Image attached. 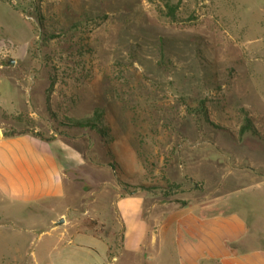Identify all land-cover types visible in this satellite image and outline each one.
Returning <instances> with one entry per match:
<instances>
[{
  "label": "rangeland",
  "instance_id": "1",
  "mask_svg": "<svg viewBox=\"0 0 264 264\" xmlns=\"http://www.w3.org/2000/svg\"><path fill=\"white\" fill-rule=\"evenodd\" d=\"M0 65L2 133L62 138L83 157L54 210L141 191L225 204L251 183L231 174L264 178V141L239 133L264 136V0H0ZM0 206V247L49 264L46 227Z\"/></svg>",
  "mask_w": 264,
  "mask_h": 264
},
{
  "label": "crops",
  "instance_id": "2",
  "mask_svg": "<svg viewBox=\"0 0 264 264\" xmlns=\"http://www.w3.org/2000/svg\"><path fill=\"white\" fill-rule=\"evenodd\" d=\"M3 83L8 85L0 80V99ZM7 111L13 115L15 108ZM0 133V205L29 209L33 214L28 225L46 227L50 245L44 258L49 264H264V178L230 173L232 184L243 179L251 183H243L225 204L219 198L212 204L159 203L141 191L108 194L106 204L90 210L80 206L83 198L78 207L54 210L52 204L72 185L68 171L83 167L81 153L62 138L30 132L7 136L1 128ZM42 211L53 213L42 220ZM96 226L112 229L104 235ZM114 238H119V251L108 259ZM6 249L0 247V264H16L19 249H13L12 256Z\"/></svg>",
  "mask_w": 264,
  "mask_h": 264
},
{
  "label": "trees",
  "instance_id": "3",
  "mask_svg": "<svg viewBox=\"0 0 264 264\" xmlns=\"http://www.w3.org/2000/svg\"><path fill=\"white\" fill-rule=\"evenodd\" d=\"M14 10H16V8H14ZM46 103L48 104V97H46ZM208 122V120H206ZM210 125H212L213 127H217L214 124H211L210 122H208ZM93 125V123L91 122L90 119H86V120H73L70 122V128H76V129H82V128H90ZM249 132L252 136L263 140L264 141V136H261L260 134H258L251 126L244 125L240 128L239 133L243 134V133H247ZM40 137V136H39ZM168 192H164V197L168 196Z\"/></svg>",
  "mask_w": 264,
  "mask_h": 264
},
{
  "label": "water",
  "instance_id": "4",
  "mask_svg": "<svg viewBox=\"0 0 264 264\" xmlns=\"http://www.w3.org/2000/svg\"><path fill=\"white\" fill-rule=\"evenodd\" d=\"M11 62H13L12 60L10 61V63ZM0 135H1V133H0ZM177 202H180L181 204H185V202H182V201H180V200H177ZM62 220H60V222H61Z\"/></svg>",
  "mask_w": 264,
  "mask_h": 264
}]
</instances>
